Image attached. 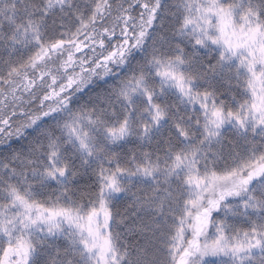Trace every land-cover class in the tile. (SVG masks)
Here are the masks:
<instances>
[{
  "label": "snow or ice",
  "instance_id": "snow-or-ice-1",
  "mask_svg": "<svg viewBox=\"0 0 264 264\" xmlns=\"http://www.w3.org/2000/svg\"><path fill=\"white\" fill-rule=\"evenodd\" d=\"M0 264H264V0H0Z\"/></svg>",
  "mask_w": 264,
  "mask_h": 264
}]
</instances>
